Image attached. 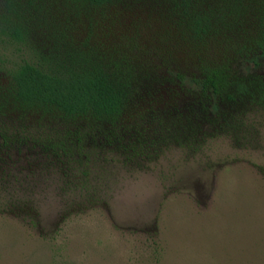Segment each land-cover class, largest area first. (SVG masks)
<instances>
[{
  "label": "trees",
  "instance_id": "trees-1",
  "mask_svg": "<svg viewBox=\"0 0 264 264\" xmlns=\"http://www.w3.org/2000/svg\"><path fill=\"white\" fill-rule=\"evenodd\" d=\"M128 2L0 0V212L38 211L39 193L51 186L20 173L14 155L39 150L55 163L76 146L67 135L26 133L30 116L109 125L117 133H104L103 146L132 163L193 146L204 123L233 137L242 107L264 105V76L247 70L264 58V0H143L140 14L149 16L135 14L133 26L158 13L151 50L161 72L145 60L135 32L113 33L114 21L122 27L116 8L131 10ZM106 21L109 33H97ZM181 62L190 74L176 70Z\"/></svg>",
  "mask_w": 264,
  "mask_h": 264
},
{
  "label": "rangeland",
  "instance_id": "rangeland-1",
  "mask_svg": "<svg viewBox=\"0 0 264 264\" xmlns=\"http://www.w3.org/2000/svg\"><path fill=\"white\" fill-rule=\"evenodd\" d=\"M127 1L132 8H116L122 27L114 21L113 33L135 32L145 60L161 72L151 50L158 13L149 25L133 26V16H149L140 14L148 8ZM108 27L106 21L96 32ZM124 41L117 47L123 52ZM176 70L191 71L182 62ZM247 70L264 76V58ZM241 110L233 137L204 123L195 147L174 145L132 163L103 146L104 133H117L109 125L28 117L26 133L67 135L76 146L55 163L39 150L13 156L20 173L51 186L39 193L38 211L0 212V264H264V105Z\"/></svg>",
  "mask_w": 264,
  "mask_h": 264
}]
</instances>
